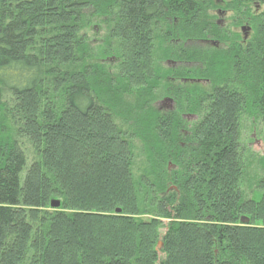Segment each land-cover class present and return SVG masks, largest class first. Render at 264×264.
Instances as JSON below:
<instances>
[{"label": "trees", "instance_id": "trees-1", "mask_svg": "<svg viewBox=\"0 0 264 264\" xmlns=\"http://www.w3.org/2000/svg\"><path fill=\"white\" fill-rule=\"evenodd\" d=\"M218 5L0 0V264H264V15Z\"/></svg>", "mask_w": 264, "mask_h": 264}, {"label": "flooded vegetation", "instance_id": "flooded-vegetation-1", "mask_svg": "<svg viewBox=\"0 0 264 264\" xmlns=\"http://www.w3.org/2000/svg\"><path fill=\"white\" fill-rule=\"evenodd\" d=\"M237 1V2H236ZM217 3L219 4H223V10L220 13V16L222 14V16H224V18H226V20L220 19L218 20L219 23L223 24L224 26H229L231 24H235V25H239V31L236 32L234 27H229L231 28V30L233 31L234 29V33H239L238 34V39L237 41L239 42V46L240 47H247L251 45V41L253 38H257V35H254L253 28L252 25L256 24L257 22V11L259 10L260 7H264V0H216ZM235 4H239L242 6L243 10L245 9L246 11V7L248 6L250 9H254L253 12H249L247 13H235L232 10L233 5ZM218 12V10H217ZM220 12V11H219ZM243 12V11H242ZM261 15H264V13H261ZM260 15V16H261ZM232 37H235V34H231L229 33L228 35H226V33L223 34V40L229 39ZM256 44V42H254ZM193 46H197V44L199 45H205V46H209V47H215L218 49H222L225 48L226 44H222V42H220L218 39H207V40H203L200 41L199 43L194 42L192 43ZM254 44V45H255ZM253 45V44H252ZM245 51V49L243 50ZM196 65V64H195ZM164 103H167L168 106H165L164 108ZM159 106H161L163 109H172L173 108V103L172 101H169L168 99L164 98L162 99L159 104Z\"/></svg>", "mask_w": 264, "mask_h": 264}, {"label": "rangeland", "instance_id": "rangeland-1", "mask_svg": "<svg viewBox=\"0 0 264 264\" xmlns=\"http://www.w3.org/2000/svg\"><path fill=\"white\" fill-rule=\"evenodd\" d=\"M223 4H219L217 7L218 12H215L216 17L218 18L217 20L223 19L224 16H220V13L223 10ZM220 11V12H219ZM254 9H251V12H253ZM261 13H264V7H260L259 10L257 11V15L260 16ZM226 20V18H224ZM234 31V29H233ZM236 32L239 31V27H236L235 29ZM102 29L101 28H96L94 30V32H90L89 35L93 40H99L102 36ZM164 108L165 106H168L167 103H164ZM190 117L187 121H190ZM257 128L255 126H250V122L248 120H245L244 125L242 126V130H241V146L243 147V149H247L248 151L255 153V154H259V155H263L264 154V129L262 127V124H258L256 125ZM256 128V130L252 129ZM22 142V141H20ZM22 147L25 148L26 153H28L29 157H30V153L31 150L29 149L28 145L23 141L22 142ZM31 159V158H30ZM29 159V160H30Z\"/></svg>", "mask_w": 264, "mask_h": 264}, {"label": "water", "instance_id": "water-1", "mask_svg": "<svg viewBox=\"0 0 264 264\" xmlns=\"http://www.w3.org/2000/svg\"><path fill=\"white\" fill-rule=\"evenodd\" d=\"M59 206H60V202H59L58 200H52V201L50 202V207H51L52 209H58ZM117 212H118V210H117ZM240 223H242V224H247V223H248V219L245 218V217H242V218L240 219Z\"/></svg>", "mask_w": 264, "mask_h": 264}]
</instances>
